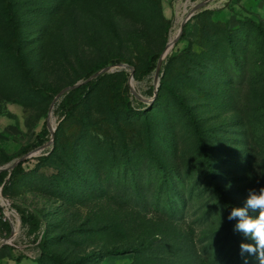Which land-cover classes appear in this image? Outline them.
<instances>
[{"label":"rangeland","instance_id":"rangeland-1","mask_svg":"<svg viewBox=\"0 0 264 264\" xmlns=\"http://www.w3.org/2000/svg\"><path fill=\"white\" fill-rule=\"evenodd\" d=\"M202 1L0 0L2 195L47 232L0 221V264H259L227 217L264 187V0Z\"/></svg>","mask_w":264,"mask_h":264},{"label":"clouds","instance_id":"clouds-1","mask_svg":"<svg viewBox=\"0 0 264 264\" xmlns=\"http://www.w3.org/2000/svg\"><path fill=\"white\" fill-rule=\"evenodd\" d=\"M227 219L237 221L235 230L252 241L241 243V255H255L259 264H264V187L250 191L244 205L233 207Z\"/></svg>","mask_w":264,"mask_h":264},{"label":"trees","instance_id":"trees-1","mask_svg":"<svg viewBox=\"0 0 264 264\" xmlns=\"http://www.w3.org/2000/svg\"><path fill=\"white\" fill-rule=\"evenodd\" d=\"M158 59L157 55H153L151 57V60L153 62H155ZM105 65H100L98 67H96V69L94 71H97L98 69L103 68ZM93 73V72H91ZM91 73L88 74V77H90ZM96 81L95 80H91L88 82H84L82 84H80L78 87L70 90L68 92V94L65 96V98L63 99V101L60 103L59 108L61 110V113L63 115H71L73 114L79 107L80 105L83 103V101L85 100V98L87 97V94L91 91V89L95 86ZM138 113V112H137ZM139 114V113H138ZM51 131H49V129L47 127H45L41 133L39 134V137L43 136L45 137L46 135H49ZM43 139H41V141H43ZM43 143V142H42ZM32 148V145L27 146L24 149V153H27L30 151V149ZM205 151L207 152V147L204 148ZM207 154V153H206ZM24 162H20L19 164V168L22 167ZM16 170V169H15ZM7 176V171H1L0 172V186L3 185V190L7 184V180L5 179ZM17 209L19 210V212L22 215V223L24 225V227L27 229V234L29 236H34V241H37L39 239V235L40 233L42 234V237L39 241V245L43 244L45 239H46V230L44 229L43 232H41L43 225H44V221L42 218V215L40 212L38 211H30L27 209H19L17 207ZM1 221V220H0ZM1 223L3 225H5L8 229H10L9 225L2 222ZM139 249H133L131 248L130 251H135ZM119 253V252H118Z\"/></svg>","mask_w":264,"mask_h":264},{"label":"built area","instance_id":"built-area-1","mask_svg":"<svg viewBox=\"0 0 264 264\" xmlns=\"http://www.w3.org/2000/svg\"><path fill=\"white\" fill-rule=\"evenodd\" d=\"M3 185L0 186V220L9 225L11 234L8 238L3 240V243L12 244L13 238L20 232L23 227L22 215L14 206V203L7 197L2 195ZM43 233H40L42 237ZM34 239V236H32ZM40 237V239H41ZM39 239V240H40Z\"/></svg>","mask_w":264,"mask_h":264},{"label":"water","instance_id":"water-1","mask_svg":"<svg viewBox=\"0 0 264 264\" xmlns=\"http://www.w3.org/2000/svg\"><path fill=\"white\" fill-rule=\"evenodd\" d=\"M209 0H204L200 3H198L197 5H195L192 9V11L190 12L189 14V17H191L193 14H195L199 9H201L204 5H206V3L208 2ZM175 42V41H174ZM163 61V58L159 60V64H161ZM122 66H125V64H121ZM109 69V67H105V68H102L100 71L94 73L91 77H89L85 82H88V81H91L93 80L94 78L98 77L100 74H103L105 72H107ZM159 77L158 73L156 75V79ZM80 84L82 83H78V84H75V85H72L70 87H67L66 89L62 90L54 99V102H53V105L51 107V109L53 108L55 102H57L59 100V98L65 93V92H69L70 90L78 87ZM48 128L49 130L51 131V134L53 137H55V129L51 128L50 125L48 124ZM46 146H42L40 149H43L45 148ZM15 167V164L11 166V169H14ZM4 170V169H0V172Z\"/></svg>","mask_w":264,"mask_h":264},{"label":"bare ground","instance_id":"bare-ground-1","mask_svg":"<svg viewBox=\"0 0 264 264\" xmlns=\"http://www.w3.org/2000/svg\"><path fill=\"white\" fill-rule=\"evenodd\" d=\"M181 22V21H180ZM178 29V28H177ZM176 33V32H175ZM174 41H175V38H171V40H170V43H171V45H170V48H172V46H173V44H174Z\"/></svg>","mask_w":264,"mask_h":264}]
</instances>
